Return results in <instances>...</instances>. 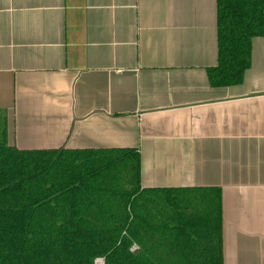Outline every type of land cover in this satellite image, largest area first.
Wrapping results in <instances>:
<instances>
[{"label": "crops", "instance_id": "0c3cea01", "mask_svg": "<svg viewBox=\"0 0 264 264\" xmlns=\"http://www.w3.org/2000/svg\"><path fill=\"white\" fill-rule=\"evenodd\" d=\"M215 0H0L17 150L131 149L140 188H218L222 264H264V36L212 87Z\"/></svg>", "mask_w": 264, "mask_h": 264}, {"label": "trees", "instance_id": "16d2710c", "mask_svg": "<svg viewBox=\"0 0 264 264\" xmlns=\"http://www.w3.org/2000/svg\"><path fill=\"white\" fill-rule=\"evenodd\" d=\"M212 87L239 83L264 0H215ZM133 248V250H131ZM222 264L218 188H140L131 149L17 150L0 112V264Z\"/></svg>", "mask_w": 264, "mask_h": 264}, {"label": "built area", "instance_id": "2783aa9c", "mask_svg": "<svg viewBox=\"0 0 264 264\" xmlns=\"http://www.w3.org/2000/svg\"><path fill=\"white\" fill-rule=\"evenodd\" d=\"M131 250H133V248H131ZM98 262L99 264H102V260L101 259H97V260H95L94 262Z\"/></svg>", "mask_w": 264, "mask_h": 264}, {"label": "rangeland", "instance_id": "374dc122", "mask_svg": "<svg viewBox=\"0 0 264 264\" xmlns=\"http://www.w3.org/2000/svg\"><path fill=\"white\" fill-rule=\"evenodd\" d=\"M94 264H99V263L96 261V262H94Z\"/></svg>", "mask_w": 264, "mask_h": 264}]
</instances>
